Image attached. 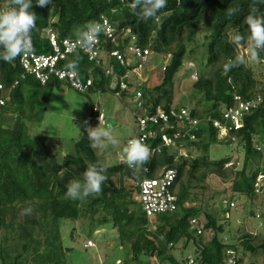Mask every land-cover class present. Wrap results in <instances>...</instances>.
I'll use <instances>...</instances> for the list:
<instances>
[{"label": "trees", "instance_id": "trees-1", "mask_svg": "<svg viewBox=\"0 0 264 264\" xmlns=\"http://www.w3.org/2000/svg\"><path fill=\"white\" fill-rule=\"evenodd\" d=\"M32 2L31 10L37 16V29L32 39L36 55L52 52L47 31L54 34L59 42L74 40V26L90 20L101 23L102 18H106L115 27L116 35L120 36L121 30L128 29L138 47L156 55L168 56L160 83L136 90L141 94L139 101L143 115L153 114L158 107L165 111L173 107L174 78L185 58L193 55L188 44L193 41L194 32L202 26L207 34L206 41L201 44L206 49L207 69L199 75L191 73V76L196 75L191 88L201 96L199 100L193 97L194 105L189 108L191 117L199 122L192 131L195 140L184 138L177 140L174 147L164 146L157 132L154 139L147 141L151 147H160V152L144 165L149 168L148 177L162 167L174 169L177 197L176 211L158 216L149 231V223L140 204L134 200L136 186L133 183L141 178V170L134 173L125 163L105 166L107 179L101 186L100 194L90 195L83 201L64 198L70 181L80 179L89 163L103 161L90 147L85 130L73 144L74 154L64 156L61 161L55 152H47L42 139L32 138L28 133L29 125L42 120L49 94L62 83L51 78L41 86L33 76L24 72L19 58L11 63L0 60V84L3 87L0 99L4 100L0 105V229L16 233L21 251L11 261L2 247L3 240H0V264H19L23 255L43 264L55 259L57 264L58 252L63 254L58 222L83 219H87L93 228H101L108 223L111 225L120 246L128 250L123 264H184L186 257L181 261L173 253L180 246L183 250L188 247L193 249L192 256L197 264H225L228 250L237 255V264H244V259L249 256L254 259L260 257L264 264V237L245 232L237 236L235 243L224 241L220 235L225 229L212 212L202 206H186L196 200L194 191L203 190L202 184L210 175L226 179L227 173L232 174L230 201L238 196L253 201L264 191V178L258 181L264 176V141H255L259 135L264 139V77L256 78L255 70L245 63L227 73L222 70L224 61L239 54V48L229 42L228 36L233 29L242 33L246 31L244 20L249 14L251 0H167V7L158 14L159 20L139 22L128 7L132 0H52L43 8L36 6V0ZM3 4L4 0H0V6ZM230 5H239L241 10L229 18L225 12ZM256 6L264 13V4ZM185 31H188L187 37H183ZM125 40L128 41L127 38ZM113 49L121 50L122 47L114 48L110 43L105 45L107 52ZM78 52L77 76L93 81L92 88L86 93L113 94L109 79L104 77L103 64L90 62L80 50ZM263 56L264 53H261V58ZM72 58L73 54L68 55L58 62L57 67L65 70V64ZM108 64L117 74L125 73L115 59L109 60ZM261 71L264 74V70ZM15 82L17 85L13 86ZM128 87H132L129 79ZM39 89L42 91L39 92ZM127 92L121 98L127 96ZM257 95H261L262 100L243 116V126L235 132L236 141L219 140L218 131L206 119H218L236 103V98L248 101ZM179 107L183 106L176 108ZM93 108L87 124L91 123L95 114ZM185 126L182 131L188 128L187 124ZM149 129L156 131L157 126L149 125ZM177 130L174 126L173 130H166L165 133L172 136ZM235 143L243 150L239 171L225 168L230 164V158L215 160L209 156L212 145ZM255 143H261L262 148ZM179 150L184 151V156H178ZM251 164L253 168H249ZM255 185H258L259 194L255 193ZM230 204L233 205L229 202L228 208ZM29 206L31 214H22ZM223 209H227V205ZM201 214L205 218L202 225L199 221ZM260 217L264 220V209ZM192 220H197L201 234L197 235L191 227ZM209 232L211 236L207 238L205 234Z\"/></svg>", "mask_w": 264, "mask_h": 264}, {"label": "rangeland", "instance_id": "rangeland-1", "mask_svg": "<svg viewBox=\"0 0 264 264\" xmlns=\"http://www.w3.org/2000/svg\"><path fill=\"white\" fill-rule=\"evenodd\" d=\"M184 33L183 37H187L188 31ZM206 35L205 27L202 26L197 32H194L193 41L188 44L189 49L193 50V55L185 58L182 67L174 78L173 107L192 108L194 105L193 97L196 100L201 99V96L191 88L192 81L195 78V76H191V73L197 72V75H199V72L207 69L206 49L201 46L206 41ZM239 55L245 58L246 66H250L255 70V74L257 73L256 78L262 75L264 56L261 58V64H259L260 62H252L248 59L247 47L239 48ZM167 57L151 53L144 69L140 72V78L135 75L130 76L129 82L132 87L124 98H118L111 92L79 94L62 83L58 89H54L49 94L42 120L29 125V135L32 138L42 139L47 152H55L58 154L59 161H61L64 156L74 154L73 144L79 139L86 127L99 126L95 114H93L90 124L85 125L84 123L85 121L88 123L92 111L91 107L93 106L99 110V114L101 113L104 116L103 125L101 126L112 125L113 134L119 141L115 146L109 145L106 149H96L95 151L105 166L119 164L118 157L123 158L122 149L126 145V140L135 135L137 118L144 114L142 107H138L134 101L136 90L143 86L154 87L160 83L162 70L168 62ZM41 91L42 89H39V92ZM255 141L263 142L264 139L259 135ZM255 144L262 148L261 143ZM242 151V148H238L237 143L232 145L215 144L210 147L209 156L215 160L228 157L230 158V164L225 168L239 171L243 163ZM249 168H253V165L251 164ZM227 174L228 178L226 179L210 175L202 184L204 189L194 191L196 200L187 203L186 206H202L207 209L206 211L212 212L218 223L225 229L224 233L220 235V238L224 241L235 243L237 236L245 232L264 237V220L260 217L264 209V191L257 195L253 201L244 196L235 197L230 201L232 174ZM128 184H131V182H128ZM133 185H135V182ZM229 202H232L234 206L228 208ZM224 205H227V209H223ZM199 221L201 225L205 224L203 214L199 216ZM150 223H152V227L156 224L153 221H150ZM58 227L59 244L63 248V254L58 252L57 264L60 259L59 264H123L128 255V250L120 246L118 236L109 223L101 228H93L88 224L87 219L79 221L61 220L58 222ZM205 236L210 238L211 233H206ZM229 236L233 240H230ZM0 240H3L2 247L12 261L13 257L21 252L19 248L20 241L16 233L0 229ZM88 242L92 243V246H87ZM193 252V249L188 247L183 254L186 256ZM19 264L43 263L31 261L30 257L26 258V255H23ZM44 264H55V259ZM244 264H262V259L260 257L254 259L249 256L244 259Z\"/></svg>", "mask_w": 264, "mask_h": 264}, {"label": "built area", "instance_id": "built-area-1", "mask_svg": "<svg viewBox=\"0 0 264 264\" xmlns=\"http://www.w3.org/2000/svg\"><path fill=\"white\" fill-rule=\"evenodd\" d=\"M105 21L107 22L105 31L98 36L95 46L91 50L80 51L87 57L88 61L103 64L102 71L104 77L110 81V90L113 91L116 97L121 98V95L129 90L128 79L131 75L140 78V72L144 69L151 53L148 49H142L137 46L136 39L130 30H121L120 36L116 35L115 27L106 18H102L101 23L104 24ZM47 36L52 52L42 55L33 54L23 60L19 58L24 72L33 76L41 86H44L51 78H54L80 93L88 92L93 85L92 79L83 80L79 76H69L64 69L57 67L59 61L65 60L68 55L72 54L67 52L68 44L66 42L70 40L64 39L59 42L50 31H47ZM126 38L128 39L127 42ZM107 43L113 44L114 48L121 46L122 49H113L107 52L105 50ZM113 59L125 69L123 75L117 74L113 66L108 64V61ZM193 76L196 79V75L193 74ZM262 76L264 77V74ZM22 78H24L23 75ZM15 85H17V82L13 86ZM2 89L3 87L0 84V90ZM140 97V92H136L134 101L138 107H140ZM235 100L236 103L225 110L218 119H206L218 131L219 140L229 139L231 142L236 141L235 132L242 128L243 116L258 106L262 96L257 95L248 101H240L237 98ZM3 103L4 100L0 99V105ZM93 112L97 114L98 122L99 117L101 118L100 124L103 125V114H99V110L96 107L93 108ZM191 116L190 109L187 107H171L167 111L158 107L153 114L142 115L137 118V132L134 137L141 139L150 148V158H153L160 152V147H151L147 141L154 139L157 132H159L160 141L164 146L174 147L177 140L184 138L190 141L195 140L192 131L199 122L198 119ZM185 124L188 125V128L182 131L184 127H187ZM149 125L157 126V130L149 129ZM174 126H177L178 130L172 136L165 133L166 130H173ZM178 156H184V151L179 150ZM118 160L119 164L124 163L122 157L119 156ZM140 172L141 178L135 183L134 200L140 204L141 211L149 223L148 230L151 231L152 223L150 221L155 223L158 216L173 213L177 209V197L174 189L176 171L162 167L156 169L152 177H148L149 168L144 166ZM262 178L264 176L259 177L258 181ZM255 193L259 194L258 185H255ZM229 206L232 207L233 205L230 204ZM190 225L196 230L197 235L201 234L202 230L201 227L197 226V220H192ZM87 246H92V243L88 242ZM183 263L197 264L194 256H187ZM225 264H237V255L228 250Z\"/></svg>", "mask_w": 264, "mask_h": 264}, {"label": "clouds", "instance_id": "clouds-1", "mask_svg": "<svg viewBox=\"0 0 264 264\" xmlns=\"http://www.w3.org/2000/svg\"><path fill=\"white\" fill-rule=\"evenodd\" d=\"M52 0H36L37 7H46ZM264 4V0H251L249 14L244 20L247 26L245 32L233 29L228 36L229 42L236 48L247 47L252 62L261 61V53H264V13L260 12L256 5ZM32 0H4L0 6V60L11 63L16 58L22 60L34 54L32 43L33 32L37 29V16L31 10ZM136 16L137 21L159 20V13L167 7V0H132L128 5ZM239 5L229 6L225 12L227 17H232L240 11ZM115 12L116 10L113 9ZM90 20L79 26H74V40L67 41V52L73 54V58L65 64V71L69 76H77L80 62L78 50H91L98 41V36L105 31V25ZM245 63V58L237 54L222 64L224 73L231 71ZM74 119V117H73ZM86 127L87 139L93 150L106 149L109 145H117L119 141L114 136L112 125L102 127ZM87 125V121L84 122ZM123 162L134 173L139 172L149 162L150 148L139 138L129 139L122 149ZM106 167L101 162L89 163L82 172L81 178L72 180L66 185L65 199L83 201L90 195L100 194L105 176ZM32 208H24L22 214L30 215Z\"/></svg>", "mask_w": 264, "mask_h": 264}, {"label": "crops", "instance_id": "crops-1", "mask_svg": "<svg viewBox=\"0 0 264 264\" xmlns=\"http://www.w3.org/2000/svg\"><path fill=\"white\" fill-rule=\"evenodd\" d=\"M184 251H185V249L183 250V249H182V246H180L179 249H176V250L173 252L174 255H175V258H177V259L183 261V259H184L185 257H187L188 255H193V253H191V254L189 253V254H187V255L185 256V255L183 254Z\"/></svg>", "mask_w": 264, "mask_h": 264}]
</instances>
